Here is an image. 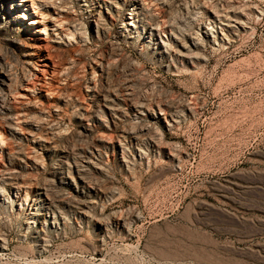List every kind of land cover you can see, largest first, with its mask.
<instances>
[{"label":"rangeland","instance_id":"1","mask_svg":"<svg viewBox=\"0 0 264 264\" xmlns=\"http://www.w3.org/2000/svg\"><path fill=\"white\" fill-rule=\"evenodd\" d=\"M245 2L254 34L175 55L171 33ZM37 3L21 24L0 5V78L45 84L17 132L0 90V264H264V0ZM112 99L116 127L90 119Z\"/></svg>","mask_w":264,"mask_h":264},{"label":"bare ground","instance_id":"2","mask_svg":"<svg viewBox=\"0 0 264 264\" xmlns=\"http://www.w3.org/2000/svg\"><path fill=\"white\" fill-rule=\"evenodd\" d=\"M37 2H38V0H0V5L1 6L5 5L6 8H9L10 11L11 10H15L16 7H19L21 9V11H22V13H21L22 16L19 15V17L17 18L18 19L17 23L19 22L21 24V21H24L28 17V9L29 8L30 9H35V10L39 8ZM202 5L206 6L205 3L202 4ZM225 6H226V4H225ZM233 7H236V6H233ZM227 9H228V7L226 8V10L220 11L219 8L218 9L217 8H212V7H211V9H206L205 8V14L204 15H206L207 23L203 24V23H205V22H203V23L198 24L196 26V31L197 32H196L195 36H192L191 34H186L185 35L187 37L186 38L187 44L186 43H180L178 41V39H176L175 35L173 33H171L170 36H169V39L171 41L173 40L174 43H176L177 46H178L177 51H175V55L181 61H184V62H191L192 60H196V61L203 60V56H202L201 51L204 48V44L203 43L201 44L199 42L200 39L199 38H198L199 40L197 39L198 36L203 38L206 41V44H209V45H211L213 47H222V48L226 47V48H228L233 43L232 37L235 36L236 34H238L239 32H250L249 33V35H250L252 30H251V28L248 27V21L250 20L249 16L252 15L251 14L252 10H255V8H252L251 6L249 7L248 4H247V6L245 4H242V6L240 8L238 7V8H230L229 10H227ZM255 12H256V10H255ZM33 14H37V12L34 11ZM257 15H258V12H257ZM44 20L45 19L42 16L41 17L39 16L37 19H35V21L31 22L30 24L31 25H41L42 28H39V30L37 32L45 37L47 35V33H46L47 30L46 29H47L48 26H45V22L46 21H44ZM129 24H131V23H129ZM57 26H58L57 24L54 25V28L51 31H55ZM155 30H156V28H154V27H148L146 29V31L149 32V34L155 33ZM161 43L164 45V42H161ZM49 68H51V67H49ZM37 72H40V71L37 70V68H34V71L30 72V74H31L30 76L33 78V81H30L31 77L28 78V80H26L27 78L23 79L21 84L19 85L18 89L14 93H11L12 91H10V86H11L10 82H11V80H10V77H9L8 73H6V72L3 73L2 72V76L0 78V90L1 91H6V93L8 94L7 96H9V100L8 101H10L8 103H10L11 105L14 106V109H13L14 111H15V109L17 110V112L14 115L15 116L14 117L15 121H12L13 124H9V127H10V129L13 132L14 131L17 132V130H16L17 128L14 125H17L18 123H21V122H23L26 119V116H27L26 115V111L28 109H30V108L36 107V103H35L37 101L36 100V96H38V92L41 90V88H37V86L45 87V84H42V83L40 84L39 83L40 80L37 77V74H36ZM41 72H43V71H41ZM51 72H52V74L55 75L56 70L52 68ZM246 75L249 76L250 74L246 73ZM0 99H2V98L0 97ZM2 101H3V99H2ZM114 101H117V100L114 98ZM110 102H113V99L111 101H105L102 106H98L97 107L98 110L95 112V114H93L90 117V119H93L98 124L102 123V120H101L102 116L100 117L99 114L103 112L104 114H106V115H108L110 117L112 124L116 127L117 126V122H118L119 117H120V114L118 115V112H119L120 108L117 107V105L114 107L113 106L114 103L112 104ZM1 104H3V103H1ZM156 108L158 109V105H156ZM181 109H182L183 112H186V113H190L191 112L190 105L187 103V101H186V103H184L181 106ZM6 110H8V108ZM132 110H133V113L136 114L137 116H150L151 118H157L158 119L157 114L155 115L154 109H152V107L149 106V104L147 105L144 100H141V101H139L137 103H134V106H132ZM167 111L169 113H174V115L169 114L170 117L172 118L171 122H173V123L177 122L175 120V119L178 118V116L175 115L176 114V109H173L172 106L171 107L169 106ZM9 119H10V116H9ZM104 121H106V120H104ZM120 137H121V135H120ZM100 140H98V141H100ZM139 157H141L140 153H139ZM68 179L73 183L72 179H70V178H68ZM46 204L51 206L52 202H47ZM55 217H57V216H55ZM44 246L45 245L40 247L41 251H42V249L44 250V248H43Z\"/></svg>","mask_w":264,"mask_h":264}]
</instances>
